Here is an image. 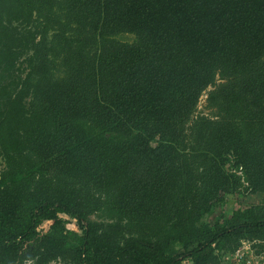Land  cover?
I'll use <instances>...</instances> for the list:
<instances>
[{
  "label": "trees",
  "instance_id": "obj_1",
  "mask_svg": "<svg viewBox=\"0 0 264 264\" xmlns=\"http://www.w3.org/2000/svg\"><path fill=\"white\" fill-rule=\"evenodd\" d=\"M0 153V264L262 254L264 0H0Z\"/></svg>",
  "mask_w": 264,
  "mask_h": 264
},
{
  "label": "rangeland",
  "instance_id": "obj_2",
  "mask_svg": "<svg viewBox=\"0 0 264 264\" xmlns=\"http://www.w3.org/2000/svg\"><path fill=\"white\" fill-rule=\"evenodd\" d=\"M119 39L123 40L125 42H131L133 40V37L130 35H122L119 37ZM210 111L211 110L206 108V95H203L200 98V101L198 103V106L196 108V112H195L194 116H197V115L210 116ZM2 167H3V159L1 158V153H0V171H1ZM225 199H226V201L223 205L214 209V213L208 219L210 223L214 222L215 220H220L223 214H226L225 216L228 217L230 215L231 209L237 208L239 206V203H256L257 201H259L261 199V195L246 196L243 198L235 195L234 197L228 196ZM60 218H63L65 220L70 219L65 215H61ZM90 220L98 221L99 219L96 215H93L90 217ZM51 223L52 222L44 223V224H46L45 227L49 226ZM65 226H66V224H65ZM254 251H256V249ZM182 264H188V263L186 261H183ZM257 264H264V256L260 257L257 260Z\"/></svg>",
  "mask_w": 264,
  "mask_h": 264
},
{
  "label": "built area",
  "instance_id": "obj_3",
  "mask_svg": "<svg viewBox=\"0 0 264 264\" xmlns=\"http://www.w3.org/2000/svg\"><path fill=\"white\" fill-rule=\"evenodd\" d=\"M68 223H66V228L77 231L75 220H70ZM46 225H43V228ZM258 241H243L241 243V246L232 254V255H226L222 260L223 264H226V262L232 263V264H257V260L264 256V248L261 250L262 254L257 255L255 252L252 250V246L256 245ZM264 244V240L261 242ZM56 264H60L59 262H56Z\"/></svg>",
  "mask_w": 264,
  "mask_h": 264
}]
</instances>
